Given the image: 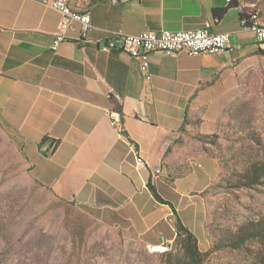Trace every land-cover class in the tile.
Wrapping results in <instances>:
<instances>
[{
    "label": "crops",
    "instance_id": "crops-1",
    "mask_svg": "<svg viewBox=\"0 0 264 264\" xmlns=\"http://www.w3.org/2000/svg\"><path fill=\"white\" fill-rule=\"evenodd\" d=\"M73 8L88 12L92 27L84 35L76 23L54 52L61 15L48 0H0V121L20 143L34 177L57 196L146 244L172 241L174 211L154 197L150 184L176 208L172 197L181 191L174 183L190 176L178 142L188 107L226 84L236 92L244 61L264 58V43L244 20L254 4L74 0ZM257 22L264 24V15L258 13ZM207 25L230 34L228 51L153 53L149 78L136 59L104 45L114 33Z\"/></svg>",
    "mask_w": 264,
    "mask_h": 264
},
{
    "label": "rangeland",
    "instance_id": "rangeland-1",
    "mask_svg": "<svg viewBox=\"0 0 264 264\" xmlns=\"http://www.w3.org/2000/svg\"><path fill=\"white\" fill-rule=\"evenodd\" d=\"M244 63L236 92L226 84L191 103L178 138L190 176L174 183L181 192L172 200L204 264H255L264 251L257 240L231 244L264 222V58ZM174 217L169 249L153 251L145 238L40 183L0 121V264H191Z\"/></svg>",
    "mask_w": 264,
    "mask_h": 264
},
{
    "label": "built area",
    "instance_id": "built-area-1",
    "mask_svg": "<svg viewBox=\"0 0 264 264\" xmlns=\"http://www.w3.org/2000/svg\"><path fill=\"white\" fill-rule=\"evenodd\" d=\"M48 4L61 15L52 43L54 52L68 40V32L74 28L76 23L81 25L84 35L91 29V15L88 12H79L70 8L69 0H48ZM252 20L249 28L254 32L256 41L264 43V24L257 22V15H253ZM230 43L231 36L229 33L211 32L209 25L189 31L147 29L138 34L114 33L104 41L105 47L124 51L136 59L147 78L150 77V58L153 53L170 55L178 53L189 55L225 53L230 48ZM115 115L118 114L111 113V117L115 118ZM137 161L138 163L144 162L141 156H138ZM158 174L159 170L154 173V176L156 177ZM155 246L162 253L169 249L168 243L155 244Z\"/></svg>",
    "mask_w": 264,
    "mask_h": 264
},
{
    "label": "trees",
    "instance_id": "trees-1",
    "mask_svg": "<svg viewBox=\"0 0 264 264\" xmlns=\"http://www.w3.org/2000/svg\"><path fill=\"white\" fill-rule=\"evenodd\" d=\"M250 3L254 4V9L251 13L245 15V24L247 26H250V24L253 22L252 20V16L253 15H258V13L260 15H264V9L262 8L263 6L258 4L256 1L257 0H247ZM260 2H263L264 0H258ZM258 11V12H257ZM261 53H264V51L262 49H260ZM259 173V169L256 168L254 169V175L256 176ZM150 188L152 190V193L154 195V197L163 204H167L169 205L173 211L174 214L177 217V223H176V227L178 229L177 231V236H179L180 234L184 233L185 235V240H184V247L186 249L187 252V256L189 258V260L191 261V264H204V259L203 256L198 248V244H197V239L194 235V233L192 231H190L188 229L187 226H185L182 221L180 220V218L177 216V211L176 208L174 207V205L170 202L165 200L164 198H162V196L158 193L156 187H154L153 185L150 184ZM245 238H240L236 237L233 238V241L231 244H233V247H240L241 243L245 242V240L251 239V240H257V242H259L260 244L264 245V222L262 223H257L256 225H251L249 228L245 229ZM256 263L255 264H264V251L262 252H257V256H256Z\"/></svg>",
    "mask_w": 264,
    "mask_h": 264
},
{
    "label": "bare ground",
    "instance_id": "bare-ground-1",
    "mask_svg": "<svg viewBox=\"0 0 264 264\" xmlns=\"http://www.w3.org/2000/svg\"><path fill=\"white\" fill-rule=\"evenodd\" d=\"M73 1H74V0H69L70 8H73ZM79 12H80V11H79ZM152 248H153V251H158V252H160L159 249H158L155 245H154Z\"/></svg>",
    "mask_w": 264,
    "mask_h": 264
}]
</instances>
